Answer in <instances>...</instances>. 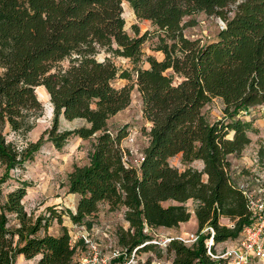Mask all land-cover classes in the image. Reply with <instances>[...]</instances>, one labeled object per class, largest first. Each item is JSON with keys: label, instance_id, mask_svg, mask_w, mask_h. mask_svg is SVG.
<instances>
[{"label": "trees", "instance_id": "1", "mask_svg": "<svg viewBox=\"0 0 264 264\" xmlns=\"http://www.w3.org/2000/svg\"><path fill=\"white\" fill-rule=\"evenodd\" d=\"M125 3L155 28L153 50L162 60L143 52L149 33L141 35L136 25L133 34L126 30ZM200 14L224 23L215 41L186 35ZM102 52L107 56L99 60ZM112 57L129 60L133 70H121ZM0 70V183L47 142L59 150L73 138L92 142L87 164L68 175L74 210L49 208L48 215L35 217L23 203L28 182L5 201L0 190V264H16L20 256L39 257L38 264H79L82 244H71L63 217L72 227L100 229L103 204L123 215L116 231L121 256L110 264H124L134 252L155 251V230L188 223L189 201L195 204L197 240L172 238L165 248L172 264H229L217 246L240 240L255 222L231 158L240 157L252 144L250 134L259 133L256 119L245 117L264 105V0H0ZM134 74L133 84L116 85L133 81ZM135 86L149 125L142 130L148 145L144 160L127 166V127L112 131L109 122L130 107ZM40 87L53 106L52 126L20 149L8 136L26 137L44 115ZM214 99L224 109L211 120L204 109ZM62 117L83 125L62 131ZM175 157L182 171L170 164ZM258 157L264 162V141ZM54 221L62 225L58 235L49 233Z\"/></svg>", "mask_w": 264, "mask_h": 264}, {"label": "rangeland", "instance_id": "2", "mask_svg": "<svg viewBox=\"0 0 264 264\" xmlns=\"http://www.w3.org/2000/svg\"><path fill=\"white\" fill-rule=\"evenodd\" d=\"M124 18L126 21V30L133 34V26H138L141 35L149 33L148 40L143 45V52L146 56H155L158 60L164 58L163 54L155 52L153 48L157 44L155 28L147 21H139L135 16L130 6L124 4ZM197 24L186 29V35L201 39L204 43L212 42L217 39L218 33L222 29V22L218 18L208 17L204 14L195 17ZM107 55L102 52L98 58L104 60ZM112 60L121 70H133V65L129 60L123 58H114ZM146 67L147 65H142ZM1 72V70H0ZM135 74L133 81L118 80L116 85L122 87L135 82ZM44 89V88H43ZM42 87L36 90L40 101L44 105V115L36 122V127L26 136L23 137L17 134H10L8 140L15 143L20 149L25 148L31 142H37L43 133L50 129L53 120V106L50 102V97L45 93V97L40 94ZM143 103L141 95L135 86L132 91V102L129 108L112 118L109 122V127L112 131H117L123 127H127L129 132L128 137L123 142V148L127 153V157L131 162H135L138 156L143 153V150L148 144V139L143 133L144 126H149L143 118ZM224 105L220 99H214L204 112L209 115L211 120L220 119L223 115ZM247 120L255 118V126L259 129L258 134H250L252 144L244 151L240 157H232L233 170L237 172L235 179L239 184H246L252 191H258L264 185V162L259 160L258 150L260 144L264 141V105L258 106L251 111V115L245 117ZM83 125L80 120L67 121L65 118L60 120V129L69 130ZM134 138V142L130 143L129 139ZM92 142L90 140H82L79 138L71 139L62 149H56L54 145L47 142L43 145L39 152L36 153L33 161H28L23 167L17 168L10 172V178L0 183L2 192L1 201H5L8 193L20 186L22 182H28L27 196L23 203L29 214L35 217L48 215L49 208L61 211L62 209L74 210L77 204V197L68 193L67 179L75 166H83L88 162V154L91 150ZM133 151V154L130 151ZM170 164L179 168L181 171L184 166L181 164L180 157H175L170 160ZM194 167L202 169L203 166L197 162ZM5 174V168L0 164V180ZM174 204L166 202L164 206ZM187 206L194 213L195 204L192 201L187 203ZM107 205H101V213L99 217L100 233L95 235L94 240L99 246L100 256L109 258L114 251H121L116 237V231L123 225V220L118 213L108 215L106 213ZM223 223H228L223 220ZM63 225L68 227L72 236L79 235V231L74 229L68 219V216L63 217ZM62 225L58 221L51 223L49 233L58 235L61 233ZM196 234L197 230L186 228L184 230L174 229H158L151 233L153 240L151 244L158 246L155 251L134 252V264H172V257L166 252V241L170 238L187 239L190 234ZM243 236V235H242ZM241 240V239H240ZM240 240L229 242L227 245L219 244L217 246V254L223 258L226 253L233 252L238 249ZM211 243V242H210ZM168 244V243H167ZM86 249L79 246L76 261L86 256ZM229 259V258H228ZM39 257L33 260H26L20 256L16 260V264H38ZM230 261V260H229ZM252 259L250 260L251 263ZM249 263V264H250ZM254 264H264L262 260L255 259Z\"/></svg>", "mask_w": 264, "mask_h": 264}, {"label": "built area", "instance_id": "3", "mask_svg": "<svg viewBox=\"0 0 264 264\" xmlns=\"http://www.w3.org/2000/svg\"><path fill=\"white\" fill-rule=\"evenodd\" d=\"M224 26L222 22V29ZM129 142L133 143L134 138L131 137ZM130 153L133 154V151L131 150ZM143 160L144 155L142 153L133 163L128 159L127 153L125 152L124 161L127 166H138ZM239 186L247 198L248 207L253 213L255 222L252 226L244 230L243 236L238 244V249L225 254L224 257H228L230 260L229 264H249L250 260L253 258L264 260V187H261L258 191H252L246 184H239ZM73 228L79 231V235H71V244L75 246L81 243L87 253V255L82 257L79 261V264H110L113 259L121 256V251L119 250L114 251L109 258H102L100 256L99 246L94 240L95 235L100 233L99 229L89 231L85 227L73 226ZM145 232L151 233L149 229H146ZM171 240L172 238L167 239L165 245ZM181 240L186 244H191L197 240V235L193 233L190 234L187 239L181 238ZM124 264H134L133 254Z\"/></svg>", "mask_w": 264, "mask_h": 264}, {"label": "crops", "instance_id": "4", "mask_svg": "<svg viewBox=\"0 0 264 264\" xmlns=\"http://www.w3.org/2000/svg\"><path fill=\"white\" fill-rule=\"evenodd\" d=\"M148 145V144H147ZM147 147V146H146ZM232 160V159H231ZM197 163V162H196ZM202 166H203V163L202 162H199ZM193 202V201H192ZM101 213V211H100ZM106 213L108 215H113V214H117V213H112V212H109L108 211V206H107V210H106ZM120 216H123L122 213H118ZM71 223V222H70ZM72 225V223H71ZM66 226V225H65ZM67 227V226H66ZM127 227V226H126ZM68 228V227H67ZM186 228H191V229H195L197 230L198 229V224H197V220H196V217H195V214L193 213L192 217H191V220L188 222V223H185V224H182L180 226V230H184ZM168 230H171V231H174V229H168ZM176 230V229H175ZM229 242H225V243H222V245H227ZM257 259V258H253L251 263L250 264H254V260ZM263 263H264V260H262Z\"/></svg>", "mask_w": 264, "mask_h": 264}, {"label": "bare ground", "instance_id": "5", "mask_svg": "<svg viewBox=\"0 0 264 264\" xmlns=\"http://www.w3.org/2000/svg\"><path fill=\"white\" fill-rule=\"evenodd\" d=\"M45 91H44V89L42 88V90L40 91V94L42 95V96H44L45 97ZM47 94V93H46ZM48 95V94H47Z\"/></svg>", "mask_w": 264, "mask_h": 264}]
</instances>
